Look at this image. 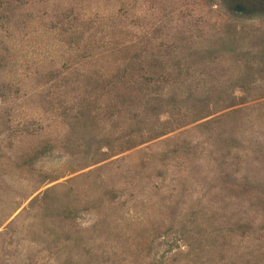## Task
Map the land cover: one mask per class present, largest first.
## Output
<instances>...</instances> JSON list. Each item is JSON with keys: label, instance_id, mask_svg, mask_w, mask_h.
I'll use <instances>...</instances> for the list:
<instances>
[{"label": "rangeland", "instance_id": "rangeland-1", "mask_svg": "<svg viewBox=\"0 0 264 264\" xmlns=\"http://www.w3.org/2000/svg\"><path fill=\"white\" fill-rule=\"evenodd\" d=\"M34 3L0 32V264H264V8L89 0L71 46ZM129 61L148 89L102 91Z\"/></svg>", "mask_w": 264, "mask_h": 264}, {"label": "trees", "instance_id": "trees-1", "mask_svg": "<svg viewBox=\"0 0 264 264\" xmlns=\"http://www.w3.org/2000/svg\"><path fill=\"white\" fill-rule=\"evenodd\" d=\"M21 0H0V32L7 31L9 26V16L6 14V8L10 5L18 4ZM26 1V0H25ZM34 3L33 0H28V4L41 5L40 10L43 12L47 11L48 3L47 0H36ZM60 1V0H59ZM91 1V0H90ZM93 2H100L106 0H92ZM119 1V0H118ZM62 2V1H60ZM65 4L59 6L56 12L50 14L49 12L44 13L46 19H43L42 13L38 17L39 22L42 24V31L53 33L55 39L64 40L70 45L76 43L78 37L83 33H86L84 30L89 25H93L94 27L100 26L104 21L110 19L109 14H105L103 16H97L99 13L95 10L89 8V0H65ZM26 4V3H25ZM232 7L235 8L233 5ZM11 9V6L9 10ZM236 9V8H235ZM101 13V12H100ZM104 14V13H103ZM108 16V18H105ZM110 16V17H109ZM112 22V20H109ZM93 37V36H92ZM90 38V37H88ZM91 43V42H90ZM94 45L90 47V49H98L95 45V41L92 42ZM91 43V44H92ZM71 45V46H72ZM88 48V44L86 45ZM96 53V50H95ZM120 68L115 70V73L108 76V81L105 82V88H101L102 91L115 89L119 87L123 92L125 91H146L153 81L151 75H154V66H150L149 64L142 63H132L126 62L120 64ZM104 86V84H103ZM102 86V87H103ZM105 92V91H104ZM127 94V92H126ZM2 96H0V99ZM43 151V150H42ZM41 150L32 151L29 155L23 156L20 162L23 165H28V163L37 157L38 153H43Z\"/></svg>", "mask_w": 264, "mask_h": 264}, {"label": "flooded vegetation", "instance_id": "flooded-vegetation-1", "mask_svg": "<svg viewBox=\"0 0 264 264\" xmlns=\"http://www.w3.org/2000/svg\"><path fill=\"white\" fill-rule=\"evenodd\" d=\"M231 4H233L236 8V11L240 12H251L256 9L264 8V0H230ZM244 4L249 5L246 9H244Z\"/></svg>", "mask_w": 264, "mask_h": 264}]
</instances>
